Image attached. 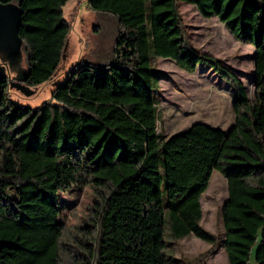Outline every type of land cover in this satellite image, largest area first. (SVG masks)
<instances>
[{"label": "trees", "instance_id": "1", "mask_svg": "<svg viewBox=\"0 0 264 264\" xmlns=\"http://www.w3.org/2000/svg\"><path fill=\"white\" fill-rule=\"evenodd\" d=\"M68 1L0 0L20 14L22 41L0 82V264H175L168 248L190 236L210 245L208 255L222 248L228 264H248L254 247L264 264V0H87L117 22L111 60L76 61L49 101L19 106L17 87L52 81L65 60ZM179 3L253 47L252 99L219 60L191 47ZM159 58L189 74L202 64L230 86L227 132L194 124L162 138ZM214 172L227 190L221 239L200 225ZM85 187L95 194L90 213L65 228L58 197Z\"/></svg>", "mask_w": 264, "mask_h": 264}, {"label": "rangeland", "instance_id": "2", "mask_svg": "<svg viewBox=\"0 0 264 264\" xmlns=\"http://www.w3.org/2000/svg\"><path fill=\"white\" fill-rule=\"evenodd\" d=\"M178 10L183 30L191 47L200 54L219 60L242 83L249 98L253 97L254 49L249 44L235 40L216 18L204 19L194 6L179 3ZM63 18L72 31L66 43L65 60L54 79L31 89L34 93L25 97L14 91L11 99L19 106L36 109L50 100L58 80L65 79L64 72L76 61L91 64H107L112 57L118 26L109 14L92 12L87 0H69L63 7ZM155 69L159 72L155 99L158 106V132L163 139L181 134L194 124H204L227 132L233 123L231 105L234 93L230 86L220 80L208 67L199 64L193 74L180 70L173 62L157 59ZM227 197L224 178L212 173L206 191L200 198L202 209L201 227L207 232L223 237L221 208ZM91 188H72L60 193L59 222L65 228L85 223L94 203ZM169 239L166 237L167 244ZM210 245L194 238H184L168 248L175 264L199 259L196 264H228L222 248L208 255ZM255 247L248 264H256Z\"/></svg>", "mask_w": 264, "mask_h": 264}, {"label": "water", "instance_id": "3", "mask_svg": "<svg viewBox=\"0 0 264 264\" xmlns=\"http://www.w3.org/2000/svg\"><path fill=\"white\" fill-rule=\"evenodd\" d=\"M20 14L13 8L0 6V82L9 79L8 65L17 59L21 51L22 41L19 36ZM17 90L25 97L34 91L20 85Z\"/></svg>", "mask_w": 264, "mask_h": 264}]
</instances>
